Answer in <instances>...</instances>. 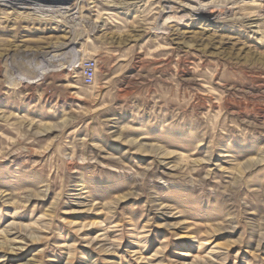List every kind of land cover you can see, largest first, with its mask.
<instances>
[{"label": "rangeland", "instance_id": "1", "mask_svg": "<svg viewBox=\"0 0 264 264\" xmlns=\"http://www.w3.org/2000/svg\"><path fill=\"white\" fill-rule=\"evenodd\" d=\"M125 1L0 18V264H264V0Z\"/></svg>", "mask_w": 264, "mask_h": 264}, {"label": "bare ground", "instance_id": "2", "mask_svg": "<svg viewBox=\"0 0 264 264\" xmlns=\"http://www.w3.org/2000/svg\"><path fill=\"white\" fill-rule=\"evenodd\" d=\"M88 1L90 3H97L98 0H88ZM104 1H106L108 4H111V3L114 4L115 3V0H104ZM63 2L69 3L70 0H0V18L5 20L10 15L15 14V13L17 14L18 12H19L18 14H20V13L24 12L23 10L28 9V8H30L34 11V13H27L30 16H35V13H51L52 14L53 12L61 11L62 8H63V12H66L70 8H69V6H66V7H61L62 5L59 6V4H62ZM123 2H126V1L123 0ZM17 6L20 7L19 11H16L14 9ZM22 8H23V10H22ZM29 15H27V16H29ZM69 62L70 61H68V63ZM65 63L66 62H63L62 64H65Z\"/></svg>", "mask_w": 264, "mask_h": 264}, {"label": "built area", "instance_id": "3", "mask_svg": "<svg viewBox=\"0 0 264 264\" xmlns=\"http://www.w3.org/2000/svg\"><path fill=\"white\" fill-rule=\"evenodd\" d=\"M98 68V62L95 58H85L80 64V76L85 85L93 84Z\"/></svg>", "mask_w": 264, "mask_h": 264}]
</instances>
